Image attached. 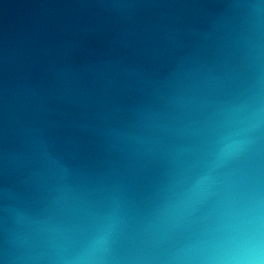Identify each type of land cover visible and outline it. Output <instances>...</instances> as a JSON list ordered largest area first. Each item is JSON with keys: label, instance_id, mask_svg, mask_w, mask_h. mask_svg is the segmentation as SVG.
I'll use <instances>...</instances> for the list:
<instances>
[{"label": "water", "instance_id": "1", "mask_svg": "<svg viewBox=\"0 0 264 264\" xmlns=\"http://www.w3.org/2000/svg\"><path fill=\"white\" fill-rule=\"evenodd\" d=\"M264 98V0H0V264L132 249L214 125Z\"/></svg>", "mask_w": 264, "mask_h": 264}, {"label": "clouds", "instance_id": "2", "mask_svg": "<svg viewBox=\"0 0 264 264\" xmlns=\"http://www.w3.org/2000/svg\"><path fill=\"white\" fill-rule=\"evenodd\" d=\"M160 192V226L135 248L101 215L78 250L33 245L13 264H264V98L211 127Z\"/></svg>", "mask_w": 264, "mask_h": 264}]
</instances>
